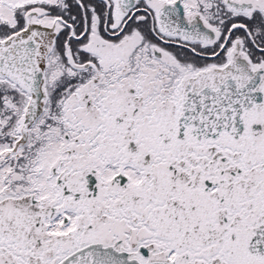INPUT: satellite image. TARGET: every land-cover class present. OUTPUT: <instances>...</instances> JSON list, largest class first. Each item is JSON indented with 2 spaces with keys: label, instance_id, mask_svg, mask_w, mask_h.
<instances>
[{
  "label": "snow or ice",
  "instance_id": "1",
  "mask_svg": "<svg viewBox=\"0 0 264 264\" xmlns=\"http://www.w3.org/2000/svg\"><path fill=\"white\" fill-rule=\"evenodd\" d=\"M0 264H264V0H0Z\"/></svg>",
  "mask_w": 264,
  "mask_h": 264
},
{
  "label": "flooded vegetation",
  "instance_id": "2",
  "mask_svg": "<svg viewBox=\"0 0 264 264\" xmlns=\"http://www.w3.org/2000/svg\"><path fill=\"white\" fill-rule=\"evenodd\" d=\"M62 39V38H61Z\"/></svg>",
  "mask_w": 264,
  "mask_h": 264
}]
</instances>
